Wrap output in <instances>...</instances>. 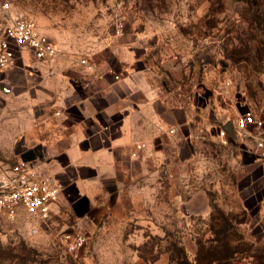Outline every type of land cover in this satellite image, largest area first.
Returning a JSON list of instances; mask_svg holds the SVG:
<instances>
[{"label": "rangeland", "instance_id": "obj_1", "mask_svg": "<svg viewBox=\"0 0 264 264\" xmlns=\"http://www.w3.org/2000/svg\"><path fill=\"white\" fill-rule=\"evenodd\" d=\"M6 3L61 57L96 71L105 62L119 69L132 52L192 95L198 121L181 153L193 158L167 165L125 216H104L87 232L57 223L33 233L0 215V264H264V149L255 143L264 139V25L254 11L241 0H0V37ZM9 99L0 87V136L16 124ZM246 111L263 121L248 134L234 126ZM227 123L232 138L222 134ZM14 149L22 151L0 145L1 167L18 161ZM62 231L87 236L77 255L60 244Z\"/></svg>", "mask_w": 264, "mask_h": 264}, {"label": "crops", "instance_id": "obj_2", "mask_svg": "<svg viewBox=\"0 0 264 264\" xmlns=\"http://www.w3.org/2000/svg\"><path fill=\"white\" fill-rule=\"evenodd\" d=\"M18 51L0 72L16 123L0 136V145H20L22 151L10 155L63 188L49 227L26 213L18 219L36 233L57 223L90 231L104 216H125L158 187L167 165L193 158L181 155L186 144L192 146L186 138L198 121L192 95L169 88L132 52L119 69L105 62L99 72L72 57L40 62ZM141 143L145 147L137 150Z\"/></svg>", "mask_w": 264, "mask_h": 264}, {"label": "built area", "instance_id": "obj_3", "mask_svg": "<svg viewBox=\"0 0 264 264\" xmlns=\"http://www.w3.org/2000/svg\"><path fill=\"white\" fill-rule=\"evenodd\" d=\"M6 25L0 37V72L7 69L15 60L18 50H27L40 62H49L60 56V50L53 40L40 31L36 24L22 13L10 10L6 3ZM84 68H90L86 60L80 61ZM236 131L248 134L250 128H260L263 121L258 120L250 111L235 118ZM171 133L177 134V128ZM223 136L227 134L223 131ZM257 150L264 149V139L255 137ZM145 144H137L141 150ZM136 156V154H134ZM63 188L53 176L37 173L30 163L19 161L7 167L0 166V215L16 222L21 214H28L45 227L51 225L56 208L61 204ZM37 232L36 228L32 229ZM60 244L67 252L77 255L87 241L83 233L62 231L58 234Z\"/></svg>", "mask_w": 264, "mask_h": 264}, {"label": "trees", "instance_id": "obj_4", "mask_svg": "<svg viewBox=\"0 0 264 264\" xmlns=\"http://www.w3.org/2000/svg\"><path fill=\"white\" fill-rule=\"evenodd\" d=\"M246 9L249 11H254L253 13V22L258 23L259 25H264V1L263 0H241ZM185 261V259H184Z\"/></svg>", "mask_w": 264, "mask_h": 264}, {"label": "water", "instance_id": "obj_5", "mask_svg": "<svg viewBox=\"0 0 264 264\" xmlns=\"http://www.w3.org/2000/svg\"><path fill=\"white\" fill-rule=\"evenodd\" d=\"M4 90V89H3ZM223 131L228 135V136H233L234 131H233V124L232 123H227L225 126H223Z\"/></svg>", "mask_w": 264, "mask_h": 264}]
</instances>
